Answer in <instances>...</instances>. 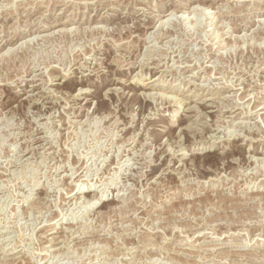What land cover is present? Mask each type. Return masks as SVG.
Returning <instances> with one entry per match:
<instances>
[{"label": "rangeland", "instance_id": "374dc122", "mask_svg": "<svg viewBox=\"0 0 264 264\" xmlns=\"http://www.w3.org/2000/svg\"><path fill=\"white\" fill-rule=\"evenodd\" d=\"M0 225V264H264V0H0Z\"/></svg>", "mask_w": 264, "mask_h": 264}, {"label": "bare ground", "instance_id": "6f19581e", "mask_svg": "<svg viewBox=\"0 0 264 264\" xmlns=\"http://www.w3.org/2000/svg\"><path fill=\"white\" fill-rule=\"evenodd\" d=\"M163 23H164V22H163ZM161 25H162V24H161ZM222 25H223V24H222ZM155 35H156V34H155ZM157 43H158V42H157ZM159 56H160V55H159ZM83 66H84V65H83ZM101 68H102V67H101ZM97 70H98V69H97ZM101 71H102V70H101ZM192 76H193V75H192ZM177 78H178V77H177ZM154 79H155V78H154ZM113 80H114V79H113ZM116 81H117V80H116ZM116 81H115V82H116ZM240 81H241V80H240ZM240 81H239V82H240ZM242 81H243V80H242ZM34 82H37V81H34ZM117 82H118V81H117ZM116 84H117V83H116ZM146 84H149V82L146 83ZM140 85H141V84H140ZM152 85H153V84H152ZM35 86H38V85H35ZM144 86H145V84H144ZM210 86H211V85H210ZM152 87H154V85H153V86H150V88H152ZM203 87H205V86H203ZM35 89H36V88H35ZM109 89H110V88H109ZM111 89H113V88H111ZM146 90H147V89H146ZM152 90H154V89H152ZM107 91H108V89H107ZM110 91H111V90H110ZM113 91H114V89H113ZM113 91H112V92H113ZM80 92H82V91L80 90ZM83 92H86V91H83ZM36 93H37V92H36ZM141 94H143V93H141ZM145 94H146V93H145ZM145 94H144V95H145ZM206 94H207V93H206ZM258 94H259V93H258ZM202 97H203V96H202ZM245 97H246V96H245ZM149 99H150V98H149ZM174 99H175V98H174ZM215 99H216V98H215ZM220 99H221V98H220ZM25 100H26V99H25ZM203 100H207V101H208V100H209V101L211 100V102L213 101L211 98H209V99H208V98H207V99L205 98V99H203ZM203 100H202L201 102L204 103ZM199 103H200V102H199ZM205 103H206V102H205ZM209 103H210V102H209ZM196 105H197V104H196ZM194 106H195V105L193 104L192 107H194ZM205 106H206V105H204V107H205ZM207 106H208V105H207ZM210 106H211V105H210ZM249 106H250V105H249ZM196 107H197V106H196ZM190 108H191V107H190ZM206 108H207V107H206ZM191 109H192V108H191ZM232 111H233V110H232ZM198 115H199V114H198ZM246 115H247V114H246ZM214 126H215V125H214ZM78 127H79V126H78ZM189 128H190V127H189ZM214 128H215V127H214ZM217 130H218V129H217ZM194 137H195V136H194ZM120 147H121V146H120ZM100 151H101V150H100ZM136 151H137V150H136ZM102 155H103V154H102ZM106 158H107V157H106ZM125 158H127V157H125ZM259 159H260V158H259ZM183 165H184V164H183ZM129 168H130V167H129ZM177 171H178V170H177ZM138 172H139V171H138ZM249 188H250V187H249ZM82 192H83V190L80 191L79 193H82ZM121 195H122V194H121ZM45 197H46V196H45ZM76 197H78V195H77ZM101 198H102V196L95 197L96 200H99V199H101ZM93 199H94V198H93ZM28 203H29V202H28ZM72 206H73V205H72ZM41 212H42V211H41ZM23 215H24V214H23ZM30 215H31V214H30ZM83 215H84V214H83ZM39 217H40V216H39ZM83 217H84V216H83ZM38 219H39V218H38ZM62 222H63V221H62ZM49 223H50V222H49ZM5 224H6V223H5ZM90 225H91V224H90ZM0 226H1V225H0ZM63 227H64V226H63ZM116 227H117V226H116ZM76 228H77V227H76ZM1 229H2V227H0V239L4 237V232H5V231H3V230H1ZM39 229H40V228H39ZM47 230H48V229H47ZM86 232H87V231H86ZM76 234H77V233H76ZM67 235H68V234H67ZM5 236H6V235H5ZM98 236H99V235H98ZM62 237H63V236H62ZM4 238H5V237H4ZM64 238H65V237H64ZM6 239H7V237H6ZM2 240H4V239H2ZM55 240H56V238H55V239H54V238L51 239L52 244H50L49 247H52V246H54V245L56 244V241H55ZM11 244H12V243H11ZM243 246H244V245H243ZM50 251H51V250H50ZM50 251H49V252H50ZM38 253H39V252H38ZM44 253H45V252H44ZM59 254H60V253H59ZM45 256H46V255H45ZM97 260H98V259H97ZM21 264H22V263H21Z\"/></svg>", "mask_w": 264, "mask_h": 264}]
</instances>
